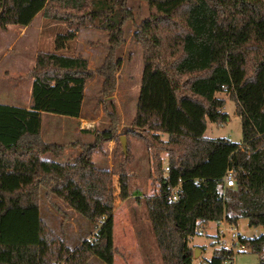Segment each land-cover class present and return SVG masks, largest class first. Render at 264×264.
Returning a JSON list of instances; mask_svg holds the SVG:
<instances>
[{
    "label": "trees",
    "instance_id": "trees-1",
    "mask_svg": "<svg viewBox=\"0 0 264 264\" xmlns=\"http://www.w3.org/2000/svg\"><path fill=\"white\" fill-rule=\"evenodd\" d=\"M145 1L149 14L134 32L143 50L136 112L122 134L127 142L130 136L141 140L151 153L159 190L145 205L163 264H192L188 238L210 222L236 226L245 218L249 226L264 228V0ZM127 2L0 0V30L26 26L42 12L76 27L97 22L114 44L122 43L124 25L133 18ZM74 35L58 33L54 51L36 55L30 108L0 104V264H92L93 256L113 264L117 253L113 174L90 157L102 142L115 139V153L123 156L119 195L126 199L128 161L119 135L96 133L97 141L71 161L61 159L63 145L44 141L39 132L42 112L80 115L91 75L88 61L60 52ZM115 70L111 65L103 73L107 91L114 88ZM218 92H227L236 104L239 142L204 135L209 122L229 120ZM228 171L231 187L223 181ZM176 187L179 196L170 200ZM42 193L86 218L92 236L69 248L41 218ZM239 240L258 252L264 233ZM203 260L226 264L233 254L222 246Z\"/></svg>",
    "mask_w": 264,
    "mask_h": 264
},
{
    "label": "rangeland",
    "instance_id": "rangeland-1",
    "mask_svg": "<svg viewBox=\"0 0 264 264\" xmlns=\"http://www.w3.org/2000/svg\"><path fill=\"white\" fill-rule=\"evenodd\" d=\"M127 6L133 18L124 25L122 43L114 44L108 38L107 31L97 22L76 27L46 18L42 12L36 14L26 26L11 24L0 30V104L17 109L26 108L31 97L30 71L36 55L40 51H54L55 36L71 30L75 32L74 38L67 41L60 52L86 58L91 71L84 89L81 116L85 120H93V123L84 130L96 131L99 134L106 130L113 131V134L119 135L120 138L124 130L131 125L135 115L143 70V50L134 38V32L136 26L149 14L145 0H128ZM110 47L114 49L111 50ZM118 61L119 64L116 65ZM109 63L115 66L116 70L114 88L107 91L105 86L108 83L104 80L103 73L107 67H111ZM216 96L225 100L222 110L229 115V120L225 123L209 122L204 135L226 137L234 142L241 141V120L235 112V102L230 99L227 92H218ZM49 115L43 117L52 119L48 121L43 119V122L67 128L68 122L53 116L67 117L69 120L75 118ZM83 122L82 120L81 124ZM44 126L41 131L44 141L64 146L61 156L63 160H75L85 147L92 145L98 138L97 135H90L87 142L78 143L77 137L52 132L50 127H45V130ZM161 137L166 139L167 135L161 133ZM67 142H70L69 145ZM116 147L114 138L104 141L91 152L90 157L97 167L105 168L113 174L116 198L113 239L117 252L113 264H163L145 205V198L158 193L159 190L154 180L155 171L150 150L141 140L130 136L127 142L129 155L127 153L125 155L128 161L126 171L129 195L126 199H121L117 171L123 156L119 152L115 153ZM162 159L165 168V154L162 155ZM40 215L52 233L63 238L71 249L92 236L91 223L56 197L45 198L42 193ZM261 233H264L262 226H249L245 218H240L236 226L226 222H210L205 230L188 238V245L193 249V260H202L210 256L213 242L215 247L223 246L231 250L234 254L233 260L230 261L232 264H258V252L252 248L241 249L239 238H252ZM211 235L213 237H210ZM90 262L107 264L94 256Z\"/></svg>",
    "mask_w": 264,
    "mask_h": 264
},
{
    "label": "crops",
    "instance_id": "crops-1",
    "mask_svg": "<svg viewBox=\"0 0 264 264\" xmlns=\"http://www.w3.org/2000/svg\"><path fill=\"white\" fill-rule=\"evenodd\" d=\"M32 81H33V79L31 80V84H32ZM85 93V92H84ZM30 96V95H29ZM85 97V96H84ZM31 104H32V97H30V100L28 101V103H27V106H26V108L28 109V108H30V106H31ZM20 107V106H19ZM49 114H51V113H44V112H42L41 113V116H40V129H39V132H40V135L42 136V133H41V131L43 130L42 129V127L44 126V125H46V126H44V129H45V127H50L51 128V130H53L52 132H56V133H58V134H64V135H66V134H68V136H70V137H77L76 138V140H77V142L79 143V142H82L83 144L85 143V142H87L88 141V138H89V136L90 135H95L96 134V131H87V130H84V128L85 129H87V128H89L88 126H89V124L91 123H93V120H85V118H83L82 116H81V114H82V105H81V110H80V115L78 116V117H75V118H73V119H67V117H55V116H53L54 118H62V120H64V122L66 121V122H68L69 123V126H68V128H67V126H62V125H60V126H56V125H53L51 122H49V123H47V122H43V119H46L47 121L48 120H50V119H52V117H43V116H48ZM56 115H58V114H56ZM49 116H52V115H49ZM63 116H65V115H63ZM69 120V121H68ZM84 121L83 122V124H87L86 126H84L83 124H81V121ZM95 122V121H94ZM46 130V129H45ZM42 138H43V136H42ZM210 138H214V137H210ZM76 142V143H77ZM69 143L70 142H67V144L69 145ZM78 147H79V145H78ZM77 147V148H78ZM220 222H225V221H220ZM207 227V226H206ZM206 227H204V228H202L201 229V231L202 230H205L206 229ZM262 234V233H261ZM260 235V234H259ZM258 235V236H259ZM210 237H213L212 235L210 236ZM253 237H257V236H253ZM252 237V238H253ZM251 238V237H250ZM212 246H213V250L215 249V248H218V247H215L214 246V244H213V242H212ZM191 247V246H190ZM192 248V247H191ZM213 250L211 251V254H210V256H208V257H205V258H203V259H208V258H210L211 257V255H212V253H213ZM196 257H198L197 255H196ZM195 257V258H196ZM202 259V260H203Z\"/></svg>",
    "mask_w": 264,
    "mask_h": 264
},
{
    "label": "built area",
    "instance_id": "built-area-1",
    "mask_svg": "<svg viewBox=\"0 0 264 264\" xmlns=\"http://www.w3.org/2000/svg\"><path fill=\"white\" fill-rule=\"evenodd\" d=\"M169 169V167L167 166V164L165 165V170L167 171ZM223 181L225 183V185L227 187H231L233 186V180L231 177V171H228L224 177H223ZM179 196V187H176L173 189L172 195H171V199L170 200H176ZM241 249H247L246 246L240 244ZM259 254V258L261 260L264 261V245L260 248V250L258 251ZM209 259V258H208ZM226 264H232V262H230L229 260L225 262ZM192 264H207V262L205 260H193Z\"/></svg>",
    "mask_w": 264,
    "mask_h": 264
},
{
    "label": "water",
    "instance_id": "water-1",
    "mask_svg": "<svg viewBox=\"0 0 264 264\" xmlns=\"http://www.w3.org/2000/svg\"><path fill=\"white\" fill-rule=\"evenodd\" d=\"M120 142H121L122 151L126 155V153H127V138L124 134L120 135Z\"/></svg>",
    "mask_w": 264,
    "mask_h": 264
},
{
    "label": "clouds",
    "instance_id": "clouds-1",
    "mask_svg": "<svg viewBox=\"0 0 264 264\" xmlns=\"http://www.w3.org/2000/svg\"><path fill=\"white\" fill-rule=\"evenodd\" d=\"M241 244V243H240ZM234 255V254H233Z\"/></svg>",
    "mask_w": 264,
    "mask_h": 264
}]
</instances>
